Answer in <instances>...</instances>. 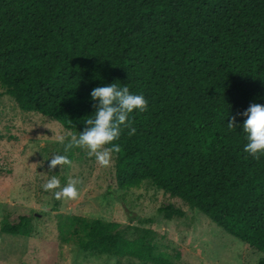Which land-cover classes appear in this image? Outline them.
Returning a JSON list of instances; mask_svg holds the SVG:
<instances>
[{
  "label": "trees",
  "instance_id": "16d2710c",
  "mask_svg": "<svg viewBox=\"0 0 264 264\" xmlns=\"http://www.w3.org/2000/svg\"><path fill=\"white\" fill-rule=\"evenodd\" d=\"M113 82L148 101L131 114L135 133L112 142L117 186L149 180L264 254V155L244 153L242 129L228 127L264 104V0H0V87L21 110L78 134L92 88ZM9 216L2 232L32 234L30 212ZM126 227L59 223L61 240L88 254L175 264L155 253L153 230L130 238Z\"/></svg>",
  "mask_w": 264,
  "mask_h": 264
},
{
  "label": "rangeland",
  "instance_id": "374dc122",
  "mask_svg": "<svg viewBox=\"0 0 264 264\" xmlns=\"http://www.w3.org/2000/svg\"><path fill=\"white\" fill-rule=\"evenodd\" d=\"M71 134L76 133L50 117L21 110L0 87V264H150L134 257L91 255L62 241L59 223L71 214L120 222L130 238L151 229L155 253L175 264H260L262 252L149 180L140 187L119 188L112 152L109 163L101 165L86 148L73 147L67 153L69 164L48 170L50 156L63 149L57 137ZM53 175L61 187L66 178L76 179L78 195L55 198L59 188H43ZM168 203L185 211L184 216L164 218L159 208ZM23 212L32 214L30 236L1 231L6 216L12 220Z\"/></svg>",
  "mask_w": 264,
  "mask_h": 264
},
{
  "label": "clouds",
  "instance_id": "9594fccd",
  "mask_svg": "<svg viewBox=\"0 0 264 264\" xmlns=\"http://www.w3.org/2000/svg\"><path fill=\"white\" fill-rule=\"evenodd\" d=\"M90 100L93 101L94 111L83 120L85 127L78 134H71L67 139L61 135L57 137V143L63 146L62 152L50 156L48 170L53 171L57 165L70 163L67 153L73 147L86 148L89 156H95L101 165H107L110 153L119 151V145L112 143L117 140L123 129H128V134L135 133L131 126V114L146 110L148 101L143 93H136L128 86H118L115 82L97 85L90 92ZM245 119L239 125L235 117L228 122V127L239 126L246 140L243 145L244 153L252 158L264 155V104L253 102L242 113ZM109 145L110 147H105ZM78 181L74 178H66L63 187L60 179L53 175L43 184L45 190L59 188L53 194L55 198H75L78 195Z\"/></svg>",
  "mask_w": 264,
  "mask_h": 264
}]
</instances>
